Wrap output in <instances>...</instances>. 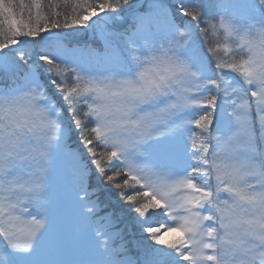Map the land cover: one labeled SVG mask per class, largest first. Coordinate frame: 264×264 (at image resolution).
I'll return each mask as SVG.
<instances>
[{
    "label": "snow or ice",
    "instance_id": "snow-or-ice-1",
    "mask_svg": "<svg viewBox=\"0 0 264 264\" xmlns=\"http://www.w3.org/2000/svg\"><path fill=\"white\" fill-rule=\"evenodd\" d=\"M228 3L213 0V19L205 0H0V101L15 98L18 126L55 130L54 146L21 136L0 151V264H264V71L246 37L264 14L242 27ZM145 60L180 74L119 79ZM90 165L135 214L138 256L99 215Z\"/></svg>",
    "mask_w": 264,
    "mask_h": 264
},
{
    "label": "clouds",
    "instance_id": "clouds-1",
    "mask_svg": "<svg viewBox=\"0 0 264 264\" xmlns=\"http://www.w3.org/2000/svg\"><path fill=\"white\" fill-rule=\"evenodd\" d=\"M247 40L254 42L253 46L256 50V60L259 65L262 67L259 68L260 71H264V25H257V30L246 33ZM239 44V40L236 42ZM244 51V60L249 59V49L248 47L243 48ZM250 67L256 68V65H250ZM143 73L145 77H160V76H168L171 73L172 79L176 78L180 74V69H166L163 64H154L151 60H145L143 64H141L135 71L132 76L129 77H119V79H127L134 82H139L140 74ZM15 98L5 97L3 101H0V151L7 152L10 145V141L13 139H19L21 136H49L51 135L53 138L48 141L50 146L55 145V130L49 129L45 123L40 122V117L36 118V123L29 127H20L18 126L12 119L10 115V109L14 107ZM158 99L152 100H133V112L136 115H144V112L141 110L145 104L148 103H158ZM37 107L39 108L41 105L39 101H36ZM166 105L161 104L160 108L165 107ZM159 111V109H156ZM42 116L47 117V120H54V117L48 116L47 113H42ZM136 116H133L135 119ZM147 142V141H145Z\"/></svg>",
    "mask_w": 264,
    "mask_h": 264
},
{
    "label": "trees",
    "instance_id": "trees-1",
    "mask_svg": "<svg viewBox=\"0 0 264 264\" xmlns=\"http://www.w3.org/2000/svg\"><path fill=\"white\" fill-rule=\"evenodd\" d=\"M172 0H166V2L168 4L171 5ZM213 1V0H212ZM230 1V0H229ZM254 2L256 4H258V0H254ZM205 3L208 4L204 7L203 9V14L206 17H211V18H215L216 14H215V10L216 8L214 6L211 5V0H205ZM259 6V4H258ZM260 7V6H259ZM261 13L264 14V9H262L260 7ZM80 40H85L87 39V33H83L80 37ZM88 42H86L87 44ZM93 43H97L96 39L93 40ZM87 45H91L92 44H87ZM96 46V45H95ZM38 51V50H37ZM206 51V50H205ZM3 73L0 72V83H5V84H9V81H5L3 79ZM42 78L45 79V77L42 75ZM46 80V79H45ZM51 92V91H50ZM60 95V94H59ZM61 96V95H60ZM62 99V96H61ZM64 109H65V115L67 116V106L64 105V103L61 101V103H59ZM71 143H73V146L78 147L80 152L84 155L85 159L88 160L90 162L91 157L88 156L87 154V150L84 148V145L81 144L79 142V134H74L71 137ZM90 167L92 168V175L89 178V189L90 191H94V199H97L100 205V213L99 215H107L109 213L112 214L113 219L117 221L115 227L119 228L120 230H122V235L125 236L126 238V242L129 244L128 248L131 250V252H133L136 256L139 255V252L135 249L133 241H135L136 239H138L139 237L135 235L136 233V229L135 227L130 223V217L135 215L134 213H127L123 216H121V212L123 209L127 208V205H124L122 201L119 200V196L117 194V190L114 188H111L109 185H107L104 182L103 178H99L98 179V173H96L95 171V167L90 165ZM106 213V214H105ZM102 215V216H103ZM119 221L121 222V224L119 223ZM123 238V240L125 239Z\"/></svg>",
    "mask_w": 264,
    "mask_h": 264
},
{
    "label": "rangeland",
    "instance_id": "rangeland-1",
    "mask_svg": "<svg viewBox=\"0 0 264 264\" xmlns=\"http://www.w3.org/2000/svg\"><path fill=\"white\" fill-rule=\"evenodd\" d=\"M212 2L213 1L211 0V4H212ZM224 7L226 9V15H227V17L228 18H233L236 22L241 23L242 24V27H246L248 23L258 22L261 19V16H262L260 7L258 6V4H256L254 2V0H230L229 3L226 4ZM217 13H218V10L216 8V10H215V14L216 15L215 16H217ZM120 26H121V28H119V29H122L125 26V24L122 23V22H119V21L113 23V28H115V27L117 28V27H120ZM87 39L80 40L78 38V43H80V44H86V42H88L89 44H92V47L93 48H97V49H101L102 50L101 42L98 39L93 38L92 36L89 37V38L87 37ZM94 39H96L97 42L100 43V44L93 43V40ZM123 58H124V61L127 63L128 67L131 68V63L128 60V56H127L126 53L124 54V57ZM26 70L27 69L25 68V66L21 64L20 65L21 74L24 71H26ZM109 70L122 72V74H127V75H131L132 74L131 71L126 72V73L123 72V69L121 67H113V68H111ZM1 73H3V72H1ZM3 75H4L3 76V79L5 81H9L7 75H5L4 73H3ZM42 75L45 77V79H46L45 81L47 82V76H46V74H42ZM9 83H10V81H9ZM7 86L8 85L5 84V83H0V87H7ZM49 91H51V93H53L55 95V98H56V100L59 103H61V101L63 102V100L61 99V96L56 93V90H55L54 86H52L51 84H49ZM164 142H165L164 140H161L160 141L161 144H163ZM70 143H71V141H70ZM71 145L73 146V143H71ZM73 147H75V146H73ZM155 147H156V145L154 143H149V144L143 146V149L142 150L145 151V152H151V151H153V149ZM99 214H101V213H99ZM119 223L121 224L120 221H119ZM116 229L120 230L119 228H116ZM122 238H125V236L122 235ZM123 241L126 242V238ZM132 254L135 255L133 252H132Z\"/></svg>",
    "mask_w": 264,
    "mask_h": 264
},
{
    "label": "water",
    "instance_id": "water-1",
    "mask_svg": "<svg viewBox=\"0 0 264 264\" xmlns=\"http://www.w3.org/2000/svg\"><path fill=\"white\" fill-rule=\"evenodd\" d=\"M112 27H113V25H112ZM119 28H121V26H120V27H117V28L115 27V29H119ZM87 35H88V36H87L88 38L91 37L90 34L87 33ZM87 40H88V39H87ZM77 42H78V41H77Z\"/></svg>",
    "mask_w": 264,
    "mask_h": 264
}]
</instances>
